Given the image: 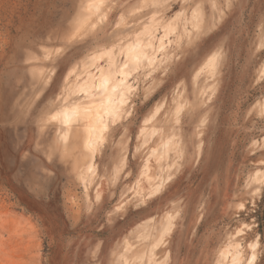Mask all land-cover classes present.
<instances>
[{"label":"rangeland","instance_id":"1","mask_svg":"<svg viewBox=\"0 0 264 264\" xmlns=\"http://www.w3.org/2000/svg\"><path fill=\"white\" fill-rule=\"evenodd\" d=\"M252 256L264 0H0V264Z\"/></svg>","mask_w":264,"mask_h":264},{"label":"bare ground","instance_id":"2","mask_svg":"<svg viewBox=\"0 0 264 264\" xmlns=\"http://www.w3.org/2000/svg\"><path fill=\"white\" fill-rule=\"evenodd\" d=\"M119 102H120V101H119ZM92 135H94V133H93ZM92 135H91V136H92ZM93 142H94V141H93ZM234 259H235V258H234ZM234 259H233V260H234ZM233 260H232V261H233ZM253 261H254V257L252 256L251 259H250V261L248 262V264H252ZM233 264H238V262H234ZM253 264H254V263H253Z\"/></svg>","mask_w":264,"mask_h":264},{"label":"trees","instance_id":"3","mask_svg":"<svg viewBox=\"0 0 264 264\" xmlns=\"http://www.w3.org/2000/svg\"><path fill=\"white\" fill-rule=\"evenodd\" d=\"M261 229H262V228H260V231H262Z\"/></svg>","mask_w":264,"mask_h":264}]
</instances>
